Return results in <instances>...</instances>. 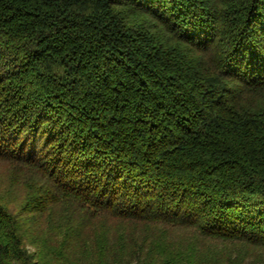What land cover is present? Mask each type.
I'll list each match as a JSON object with an SVG mask.
<instances>
[{
    "label": "trees",
    "instance_id": "trees-1",
    "mask_svg": "<svg viewBox=\"0 0 264 264\" xmlns=\"http://www.w3.org/2000/svg\"><path fill=\"white\" fill-rule=\"evenodd\" d=\"M0 264H264V0H0Z\"/></svg>",
    "mask_w": 264,
    "mask_h": 264
},
{
    "label": "rangeland",
    "instance_id": "rangeland-1",
    "mask_svg": "<svg viewBox=\"0 0 264 264\" xmlns=\"http://www.w3.org/2000/svg\"><path fill=\"white\" fill-rule=\"evenodd\" d=\"M28 247H29V249H31L32 251L35 249L34 246L31 245V244H28Z\"/></svg>",
    "mask_w": 264,
    "mask_h": 264
}]
</instances>
